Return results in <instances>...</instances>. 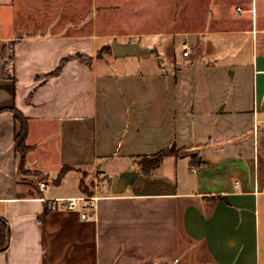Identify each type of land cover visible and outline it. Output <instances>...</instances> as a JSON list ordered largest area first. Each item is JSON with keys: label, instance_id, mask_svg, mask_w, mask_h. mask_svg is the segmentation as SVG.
I'll list each match as a JSON object with an SVG mask.
<instances>
[{"label": "crops", "instance_id": "1", "mask_svg": "<svg viewBox=\"0 0 264 264\" xmlns=\"http://www.w3.org/2000/svg\"><path fill=\"white\" fill-rule=\"evenodd\" d=\"M31 12L0 0V264H264V0ZM114 40L149 53L103 55ZM13 109L38 174L21 170ZM173 143L190 152L142 172L134 156ZM78 197L95 206L49 204Z\"/></svg>", "mask_w": 264, "mask_h": 264}, {"label": "trees", "instance_id": "2", "mask_svg": "<svg viewBox=\"0 0 264 264\" xmlns=\"http://www.w3.org/2000/svg\"><path fill=\"white\" fill-rule=\"evenodd\" d=\"M9 49L10 48H8V46L2 47L1 53H2L3 58L8 57ZM69 58H72V57L64 58L60 67L57 68L56 71H54L48 76L58 75L62 69V65ZM7 75L10 76L9 74ZM13 112L16 117V120L20 123V126H21V130L19 131V133L16 135V138H15L16 152L18 153V156L20 157L21 170L24 174H33L34 173L33 171H30L26 168L28 153L33 149V147L27 143L28 134H29V120L20 110L13 109ZM189 152L190 150L188 148H178L177 145L173 143L169 147L157 153L137 155V156H134V158L143 173L151 174L154 172L155 169L161 166L165 156L175 155L179 157L184 154H188ZM68 170H70V167L65 166L58 174L56 182H60L62 178L65 176V174L68 172ZM34 174H38V173L35 172ZM81 186L82 188H84V190L87 191L88 186L85 185V181L83 179L81 181ZM87 192L92 193V191L90 190ZM6 231H7L6 223L0 220V232H1V238H3V240L5 237Z\"/></svg>", "mask_w": 264, "mask_h": 264}, {"label": "built area", "instance_id": "3", "mask_svg": "<svg viewBox=\"0 0 264 264\" xmlns=\"http://www.w3.org/2000/svg\"><path fill=\"white\" fill-rule=\"evenodd\" d=\"M240 9L241 8H239V10ZM189 53H190L189 46H187V48L184 51V55H189ZM47 186H48V183L46 181H42V182L39 183V187H40L41 191H45ZM80 199L88 201L87 203H88V205L90 207H94L95 206V203L92 201V197H78V198H67V199H64V198H52V199H49V204H50V207L52 209H58L60 207L59 202L62 201V200H66L67 201V208H69V209H77L79 207V200ZM83 217L89 218V217H91V213L90 212H84L83 213Z\"/></svg>", "mask_w": 264, "mask_h": 264}, {"label": "rangeland", "instance_id": "4", "mask_svg": "<svg viewBox=\"0 0 264 264\" xmlns=\"http://www.w3.org/2000/svg\"><path fill=\"white\" fill-rule=\"evenodd\" d=\"M53 1L55 2L58 0H20V2L23 4V7L25 6V4H27L29 7L34 9V12L33 13L31 12L32 13L31 15L33 17H36L37 15L41 14L43 11V8L45 6H47V3L53 2ZM169 12L172 13V11H169ZM169 12L168 11L165 12L167 17H169ZM183 12L185 13V11H183ZM156 13H157V10H155V11L153 10V11H150V13H148L147 15L148 16L151 15V17H154ZM142 16H144V14ZM25 18H26L25 11H23L20 14L18 19L23 21ZM111 49H112V47H111V45H109L108 47L103 49L102 54L105 55L107 52L111 51ZM85 185L89 186V184H87L86 182H85Z\"/></svg>", "mask_w": 264, "mask_h": 264}, {"label": "water", "instance_id": "5", "mask_svg": "<svg viewBox=\"0 0 264 264\" xmlns=\"http://www.w3.org/2000/svg\"><path fill=\"white\" fill-rule=\"evenodd\" d=\"M112 48L114 54L118 56H125V55L146 56L149 53V48L142 46L139 42L123 44L118 40H114L112 43Z\"/></svg>", "mask_w": 264, "mask_h": 264}]
</instances>
